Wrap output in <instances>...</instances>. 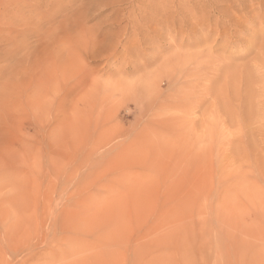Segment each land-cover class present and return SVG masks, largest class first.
<instances>
[{"label": "rangeland", "instance_id": "obj_1", "mask_svg": "<svg viewBox=\"0 0 264 264\" xmlns=\"http://www.w3.org/2000/svg\"><path fill=\"white\" fill-rule=\"evenodd\" d=\"M0 264H264V0H0Z\"/></svg>", "mask_w": 264, "mask_h": 264}, {"label": "bare ground", "instance_id": "obj_2", "mask_svg": "<svg viewBox=\"0 0 264 264\" xmlns=\"http://www.w3.org/2000/svg\"><path fill=\"white\" fill-rule=\"evenodd\" d=\"M244 5V1H240V3H239V5H237V6H243ZM258 6V5H257ZM150 10V9H149ZM235 16V15H234ZM255 20V19H254ZM206 41H208V40H206ZM206 53V52H205ZM190 61V60H189ZM196 61V60H195ZM192 64V63H191ZM227 73V72H226ZM217 81V80H216Z\"/></svg>", "mask_w": 264, "mask_h": 264}]
</instances>
